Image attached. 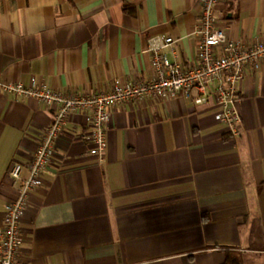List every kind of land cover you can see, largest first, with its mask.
<instances>
[{
	"label": "crops",
	"instance_id": "0c3cea01",
	"mask_svg": "<svg viewBox=\"0 0 264 264\" xmlns=\"http://www.w3.org/2000/svg\"><path fill=\"white\" fill-rule=\"evenodd\" d=\"M128 7V9H126ZM200 0H0V229L18 195L9 170L33 158L56 107L6 94L33 76L62 92L147 80L153 36L183 69L198 62ZM233 39L264 35V0H218ZM217 83L208 88L213 96ZM241 134L211 97H148L109 108L104 161L91 154L90 111H73L31 192L18 264H222L264 255V60L236 86ZM210 97V96H209Z\"/></svg>",
	"mask_w": 264,
	"mask_h": 264
},
{
	"label": "built area",
	"instance_id": "2783aa9c",
	"mask_svg": "<svg viewBox=\"0 0 264 264\" xmlns=\"http://www.w3.org/2000/svg\"><path fill=\"white\" fill-rule=\"evenodd\" d=\"M217 2L200 0L198 62L188 69H183L178 61L170 60L165 52L168 47L173 49L176 40L159 35L151 37L148 42L153 72L147 80L115 79L108 89L93 93L62 92L35 76L29 85L20 82L1 84L6 94L31 97L57 110L27 164L28 176L22 177L24 166L19 162L13 163L9 170L11 179L18 182L19 187L17 197L5 205L3 227L0 229V264H18L23 241L21 221L30 194L43 184V172L73 111H90L92 130L88 138L93 143L90 152L99 161L105 160L108 149L107 125L111 106L148 97L173 98L182 94L190 98L194 88L200 93L196 103L206 102L212 97L219 107L215 119L226 125L232 135L241 134L235 86L243 80L247 66L259 69L264 60V35L249 44L231 38L224 28L216 24ZM213 83L217 86L211 96L208 95V88Z\"/></svg>",
	"mask_w": 264,
	"mask_h": 264
},
{
	"label": "trees",
	"instance_id": "16d2710c",
	"mask_svg": "<svg viewBox=\"0 0 264 264\" xmlns=\"http://www.w3.org/2000/svg\"><path fill=\"white\" fill-rule=\"evenodd\" d=\"M126 9H128V7ZM222 264H243V257L234 252H227L226 260Z\"/></svg>",
	"mask_w": 264,
	"mask_h": 264
},
{
	"label": "rangeland",
	"instance_id": "374dc122",
	"mask_svg": "<svg viewBox=\"0 0 264 264\" xmlns=\"http://www.w3.org/2000/svg\"><path fill=\"white\" fill-rule=\"evenodd\" d=\"M243 264H264V255H246L243 257Z\"/></svg>",
	"mask_w": 264,
	"mask_h": 264
}]
</instances>
